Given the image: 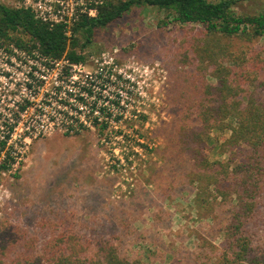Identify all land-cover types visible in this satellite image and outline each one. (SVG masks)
Wrapping results in <instances>:
<instances>
[{"label":"rangeland","instance_id":"rangeland-1","mask_svg":"<svg viewBox=\"0 0 264 264\" xmlns=\"http://www.w3.org/2000/svg\"><path fill=\"white\" fill-rule=\"evenodd\" d=\"M24 2L0 0L11 7H21ZM235 9L241 14L264 13V0L240 1ZM202 32L203 26L181 24L150 5L134 6L97 29L83 52L85 60L118 47L123 65L131 58L142 71L149 68L148 93L160 97L161 106L152 104L148 118L143 119L148 123L139 129L141 142L130 135L104 141L105 135L98 130L78 135L52 132L28 142L20 162L14 164L11 156L13 164L0 170V222L28 230L39 245L66 228L83 234L96 229L97 233L117 235L120 255L131 260L200 264L203 240L216 245L223 240L222 235L214 237L211 232L213 200L198 182H192L191 168L165 147L171 142V99L180 94L186 75L196 68L190 48L203 38ZM252 43L264 53V36ZM33 48L29 41L24 49ZM5 82L0 73V95L8 89ZM229 135L227 129L212 131L210 161L226 159L221 144Z\"/></svg>","mask_w":264,"mask_h":264},{"label":"trees","instance_id":"trees-1","mask_svg":"<svg viewBox=\"0 0 264 264\" xmlns=\"http://www.w3.org/2000/svg\"><path fill=\"white\" fill-rule=\"evenodd\" d=\"M240 1L104 0L95 16H83L74 25L71 36L63 24L49 27L29 8L0 3V43L13 41L27 48L32 41L43 54L66 55L74 62L85 61L83 52L97 29L134 6H154L181 24L203 26V38L189 47L196 68L171 99L172 143L165 147L191 168L192 182L213 200L211 232L223 240L219 245L203 240L200 264H264V53L252 43L264 36V13H238ZM211 77L216 82L209 81ZM217 129L230 131L221 144L227 157L210 161L211 135ZM10 161L8 155L0 170H8ZM118 238L70 227L39 245L28 230L3 221L0 264H143L120 255Z\"/></svg>","mask_w":264,"mask_h":264},{"label":"built area","instance_id":"built-area-1","mask_svg":"<svg viewBox=\"0 0 264 264\" xmlns=\"http://www.w3.org/2000/svg\"><path fill=\"white\" fill-rule=\"evenodd\" d=\"M101 3L25 0L21 7L31 9L49 27L63 24L71 36L73 25L83 16H95ZM120 54L121 49L113 47L92 55L89 61L74 62L66 55L43 54L35 47L27 50L0 43L1 79L8 86L0 95V142L5 143L0 146V159L13 156L18 164L28 142L52 132L78 135L98 130L105 135L104 141L130 135L141 142L139 129L148 123L143 119L148 118L152 104L161 106L162 102L148 93L149 68L142 71L131 58L123 65Z\"/></svg>","mask_w":264,"mask_h":264}]
</instances>
